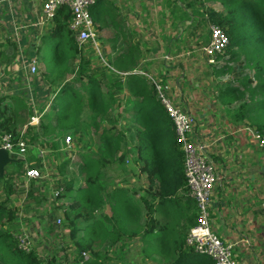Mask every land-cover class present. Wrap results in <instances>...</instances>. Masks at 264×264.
Here are the masks:
<instances>
[{
  "label": "trees",
  "instance_id": "1",
  "mask_svg": "<svg viewBox=\"0 0 264 264\" xmlns=\"http://www.w3.org/2000/svg\"><path fill=\"white\" fill-rule=\"evenodd\" d=\"M210 1L219 3L221 9L206 7ZM98 3L102 4L103 0H97L91 8L96 30L109 28L108 22L112 23L111 27H119L116 8L97 6ZM95 7L99 9L92 11ZM164 7L171 25L180 32L178 37L185 33L186 25L191 26L195 21L196 31L208 29L209 24L225 31L229 45L216 59L226 61L220 71L233 77L224 84L218 100L226 98L231 104L239 105L228 121L248 125L264 137V0H164ZM69 21L70 10L60 8L41 43L32 48L37 54L43 42L55 41L52 64H42V78L53 92L51 105L35 116L25 96H0V136L12 134L19 139V127L24 125L31 143L43 145L44 140L56 138L60 133L81 138L85 125H89L98 137V149L85 153L84 147L78 145L75 154L82 151L81 159L73 162L71 157L56 167L60 177L57 191L62 189L58 195L47 190L36 197L38 184L32 180L28 197L39 205L49 197L55 203L63 202L59 206H62L61 216L76 258L70 264H108L110 259L105 254L110 248L121 244L123 251L127 248L124 242L135 239L142 244V264L153 257L158 258L156 264H215L212 258L196 254L186 244L190 229L197 224L198 209L187 188L184 151L175 125L158 98L155 83L140 73V66H153V62L146 60L154 49H142L136 34L122 32L120 52L104 67L93 69L90 58L75 41ZM171 38L168 35L164 56L176 57L181 49L174 52ZM201 38L203 48L210 42V31ZM17 49L16 44L9 42L0 56H5L9 63L15 59ZM229 56L234 61L243 57V66H230L226 60ZM37 57L40 61V55ZM248 69L249 74L242 73ZM114 109L120 112L111 119ZM33 119L39 123L32 125ZM102 119L110 127L103 126ZM122 121L128 125L124 131L118 129ZM23 139L28 140L24 135ZM51 146L59 150L64 143L56 141ZM31 149L26 153L28 158L9 164L0 178V264H44L48 260L22 244L19 207L12 199L16 194L17 176H24L27 169H43L42 161ZM131 153L136 155V163L142 164L139 172L147 179V187L134 190V193H143L138 201L130 190L109 191L115 185L110 176L111 167L124 166ZM10 165L14 168L9 169ZM76 177L84 178V187L75 186ZM71 192L80 197L71 199ZM67 199L71 202L69 205ZM106 205L111 214L96 219L95 211ZM158 214L162 219L157 218ZM83 255L89 259L85 260ZM48 261L55 263L53 258Z\"/></svg>",
  "mask_w": 264,
  "mask_h": 264
},
{
  "label": "rangeland",
  "instance_id": "2",
  "mask_svg": "<svg viewBox=\"0 0 264 264\" xmlns=\"http://www.w3.org/2000/svg\"><path fill=\"white\" fill-rule=\"evenodd\" d=\"M145 1V0H144ZM155 4L157 3V0H153ZM194 1V0H192ZM151 2V1H150ZM164 0H159V5L156 4V6L150 7L149 10H152V13L148 12L146 10H142V14L137 17V21L135 23H130L127 21V16L120 17L119 20L120 23H118L119 28L121 31L131 34V33H138L139 41L142 44L146 42L150 49H154L152 52V55L149 56V60L153 62V66H167L166 64L173 65H182L184 66H208L206 70L204 71L200 70V74L204 73L207 77H209L210 80H215V82H210L209 86L206 88L208 95L211 96V98L215 99L220 94L221 90L224 88V84L227 82L232 81L233 75L230 74H224L220 69L225 66L226 61L224 59H216L215 64H209L208 58L203 54L202 52V45L201 43V36H204L208 34V29H202L199 28L198 31H196L195 25H197L196 21L193 25H186L185 26V33L181 36L182 39H179L180 32L177 29H174V27L171 25V22L169 20V16L165 14V10L163 9ZM107 4L110 6H106V2L103 1L102 4H99L97 6H104V7H115L113 2L108 1ZM139 5V3H138ZM135 9H138L140 6H138ZM7 6V7H6ZM156 7V8H155ZM206 7H211L216 10H220V5L217 2H206ZM116 8V7H115ZM98 7L93 8L92 11L98 10ZM157 10V12H156ZM3 12V16L1 15ZM17 9V5L15 4V0H0V42L6 38L5 35L8 32L7 23L4 17H10V23H13V33L16 36L18 33L16 31L17 28L24 26L22 19L20 17ZM117 14V11H116ZM197 17V15H195ZM149 18H154L155 20L149 21ZM163 21L164 23H162ZM199 20H197L198 22ZM108 25H112L111 22H108ZM110 25V27H111ZM107 29L105 32H107L109 35H106V33H103L102 30L99 31L97 29L98 38L96 40V45L90 42L85 48H83V54L90 58L91 65L93 69L104 67L108 60L112 57L111 50H112V39L110 33L113 31V28ZM143 27V28H142ZM111 29V30H110ZM113 29V30H112ZM23 34H25L26 29L23 28ZM20 31V33L22 32ZM116 31V30H115ZM195 34V35H193ZM168 35H170L172 38V46H175L176 48H181V53L177 55L175 61L172 63H166L164 65V62H162V57L165 55V50L167 49V39ZM106 36V37H104ZM135 36V35H133ZM118 38L115 39V46L118 49L117 52H120L121 44L123 42L122 40V34L117 36ZM143 37V38H142ZM142 38V40H141ZM135 39V40H136ZM118 41V45H116ZM159 41V42H158ZM181 41V42H180ZM54 39H50L46 42H43L40 47V52L37 53L40 55V63L39 65V73L36 76L30 77L25 76V73L22 71V75L19 76L17 74V70L19 69L20 59H12V61L9 63V66H1L0 64V82L5 79L7 82V87H1L0 89V96H20L23 95L27 99L28 106L31 107L33 110V113L35 116H38L40 114L41 110L48 109L49 106L52 103V93L49 91L48 85L45 83V81L42 78V64L44 66L51 65L53 62V58L55 56V50L53 47L54 45ZM107 47L108 49H103V47ZM143 48H145L144 45H142ZM175 49V48H174ZM27 50V49H26ZM180 50V49H179ZM3 51V50H1ZM117 52H115L117 54ZM27 56L28 54L26 52ZM36 53H32L30 56L37 57ZM223 54V53H222ZM160 59V60H159ZM169 59V58H168ZM6 57L3 56L0 57V62H6ZM227 62L230 64V66H243V57L239 59L238 61H234V57H226ZM171 61V60H169ZM18 66V68H16ZM210 66V67H209ZM51 67V66H49ZM14 68L16 69L14 71ZM201 69V68H199ZM199 69L197 71H199ZM218 71H220L218 73ZM249 69L242 72L243 74H249ZM15 72V73H14ZM240 71L238 70V74ZM16 75V76H15ZM242 75V74H241ZM209 80V81H210ZM51 90V89H50ZM113 115L111 119H114L118 112L120 110L114 109ZM33 114V116H34ZM224 121V120H223ZM38 120H35L34 123L32 121V125L38 124ZM101 123L105 127H110L108 123H106L103 119L101 120ZM128 127L126 121H122L118 129L120 130H126ZM20 135H24L28 145L30 148L34 149L36 157L40 160L39 154H38V148H45L47 151V160H46V168L44 171V177L37 181L38 186H36V190H38V193L36 197H41L44 191L49 190L50 194H54L57 190V182L54 178L58 176L56 170V167L61 164L63 160L73 158V162L78 161L81 159L80 153L82 154V151L85 153L87 152H96L98 149V137L94 134V131L89 125H85L83 133H81V138L78 136H75L74 134L71 136L73 140V146L70 149V152H63L62 147L59 150H54L51 146L52 142L60 141L64 143L65 147V139L68 135L60 133L56 136V138H49L47 140L40 142L37 145H33L31 143L28 132L26 130V127L24 125H21L19 127ZM66 135V136H65ZM65 136V139H64ZM129 136V133H127V137ZM55 139V141H53ZM81 139V140H80ZM81 141V142H80ZM78 145H81L84 147L78 155L75 153L78 152ZM133 145V144H132ZM131 145V146H132ZM35 146V147H34ZM37 148V149H36ZM31 149V150H32ZM131 150H129L130 152ZM259 155L261 154L262 158V152L259 150ZM25 157L28 158V155L24 156L23 158H17L20 160H25ZM136 155L134 153H131V155L127 158L125 165L120 166L116 165L111 167L110 170V176L113 177L115 180V185L110 187L109 191H113L114 189L118 188H124L127 190L132 191V195L135 200H139V198L143 195L142 192H136L134 193V190L141 189L144 187H147V179L146 176L141 174L139 172L142 164H137L135 161ZM137 159V157H136ZM24 165V164H23ZM16 166V165H14ZM14 168L11 165L8 167ZM8 169V170H9ZM74 170V167H73ZM72 170V171H73ZM77 184L76 187H84V178L83 177H76ZM15 196L12 197L15 204L19 207V222L22 225L23 234L26 235L27 240L30 244V247L34 249L36 252L39 253V255L43 259H54L56 263L58 264H70L71 262L75 261V252H74V246L73 243L69 237V230L64 225V219L61 216L62 206H60L63 202H56L52 198H47L48 201L46 203H43L42 205L37 204L34 200L30 199L28 197V192L30 190V184L31 182H27V179L24 178V176H17L15 178ZM48 196V195H47ZM69 197L71 199H78L80 195L76 192H71L69 194ZM66 203L68 205L71 203L68 199L66 200ZM212 211V209H211ZM105 214L108 216L111 214V211L109 209V206H105L103 209L95 211L94 215L96 219H101ZM157 218L162 219V215L158 214ZM58 219H61V225L58 223ZM213 221L211 217V222ZM106 225V224H105ZM92 226V223H91ZM107 226V225H106ZM93 227V226H92ZM82 228V225H81ZM221 228H218V232L221 231ZM214 230V228H213ZM215 231V230H214ZM216 232V231H215ZM220 234V232H219ZM124 244L127 246V248L123 249L121 251L120 245L118 244L115 247L110 248V250L107 252L106 257H108V261L110 263L108 264H142V256L144 253L141 249L142 244L139 239H135L133 241H125ZM100 249V248H99ZM258 251H260L258 249ZM257 251V252H258ZM235 255L238 254L239 260L237 258V261L242 262V259H244V254L239 253L238 251L234 252ZM254 258L251 256L250 261H252ZM158 262V258L153 257L151 260L148 259L145 264H156ZM242 264V263H241ZM244 264H255V262H245ZM262 264V263H259Z\"/></svg>",
  "mask_w": 264,
  "mask_h": 264
},
{
  "label": "crops",
  "instance_id": "3",
  "mask_svg": "<svg viewBox=\"0 0 264 264\" xmlns=\"http://www.w3.org/2000/svg\"><path fill=\"white\" fill-rule=\"evenodd\" d=\"M103 1L106 2V6H110L107 4L108 1L113 2L117 11V19L127 16L126 19L130 23L137 21L142 10L148 9L147 11L152 13V10H149L150 7L159 5V0L156 4L153 0ZM15 4L18 9L17 14L20 15L26 31L23 34L21 30L22 32L19 31L15 36L13 33L14 22L10 23L11 18L5 16L8 32L4 37L6 39L0 42V53L6 51L8 43L12 42L16 44L17 48H25L28 54H34L32 48L41 43L49 26L39 31L29 29L28 25L33 20L42 17L43 0H15ZM137 5L140 7L135 9ZM164 10L168 15V10ZM1 15L3 16V12ZM148 20L156 21L154 18ZM117 22L120 23L119 20ZM110 28L114 29V32L110 33L113 38L111 50L113 58L115 52L118 51L114 43L115 39L123 31L119 27L112 26ZM107 29L109 28L103 29L102 32L109 35L105 32ZM132 34L139 36L138 33ZM179 39H182L181 36ZM137 41H139L138 38ZM116 45H118V41ZM143 45L151 50L146 42ZM103 49L108 48L105 46ZM179 49L181 48L175 47L174 52ZM11 55H8V58H11ZM9 63L0 62L1 66H9ZM166 65L140 66V72H145V75L150 78H158L167 86L168 93L174 98L175 104L180 105L195 117L197 122L195 134L206 144V147L211 148L208 156L216 164L219 176L211 202L212 227L222 239L237 245L235 251L244 254V259L242 262L239 261V264L245 262L264 264V223L260 220V208L264 199V159L261 154L259 155V148L253 138V129L248 125H236L228 121V117L232 116L234 109L239 105L231 104L226 98H223L224 101L218 100L220 94L216 99L208 95L206 88L210 82H215V80H210L204 73L202 75L199 73L200 70H206L208 66ZM198 69L199 71H197ZM47 87L49 88V86ZM49 91H51L50 88ZM218 228H221L220 234ZM251 256L254 258L252 261H250ZM237 258L239 260L238 254Z\"/></svg>",
  "mask_w": 264,
  "mask_h": 264
},
{
  "label": "built area",
  "instance_id": "4",
  "mask_svg": "<svg viewBox=\"0 0 264 264\" xmlns=\"http://www.w3.org/2000/svg\"><path fill=\"white\" fill-rule=\"evenodd\" d=\"M96 3L97 0H43L42 17L33 20V22L28 25V28L39 31L43 30L45 27L50 26L56 12L60 8L66 7L71 12L69 29L74 35L79 48H85L90 42L96 45L98 33L91 16V8L95 6ZM23 28L24 26H21L17 28L16 31L19 32L23 30ZM208 30L211 34L210 42L201 50L208 58L209 64H215L217 54L224 53L229 45V39L225 31L218 25L209 24ZM25 53V48H18L16 58L17 60L20 59V63H18L19 69L17 70V74L20 76L23 71L26 76H36L39 73L38 60L36 57L30 55L26 56ZM176 57L164 56L161 61L170 63L175 61ZM140 73L145 75V72ZM150 79L155 83L158 90V98L175 125L176 134L179 142L182 144L185 155L184 168L187 188L191 197L197 204V224L190 229L186 244L188 247L192 248L196 254L212 258L215 264H239L234 254L237 245L222 239L212 227L211 202L219 176L216 164L208 156L211 148L206 147V144L195 134L197 125L195 117L180 105L175 104L174 98L168 93L167 86L162 85L161 80L158 78ZM0 86L6 88L7 82L5 80L0 82ZM1 87L0 89H2ZM35 120L38 119H33V123ZM253 138L257 147L262 152L264 159V137L254 132ZM73 140L71 136H67L64 141L65 147H63L62 150L70 152V149L74 145ZM0 149L6 150L12 158L21 159L26 155L30 147L23 139V135H20V138L17 139L12 134H5L0 136ZM37 151L44 166L41 170L27 169L24 175L27 182H31L32 180L37 182L45 176L43 170L46 168L47 151L45 148H38ZM54 179L59 181L60 177L56 176ZM60 191H62V189H60ZM59 192L56 190L55 194L58 195ZM260 220H264V199L260 208ZM58 223L61 225V219H58ZM20 240L23 245L27 244L30 246L25 234L20 237ZM83 257L85 260L89 259L88 255H83ZM44 264L53 263L46 260ZM54 264L58 263L55 262Z\"/></svg>",
  "mask_w": 264,
  "mask_h": 264
},
{
  "label": "water",
  "instance_id": "5",
  "mask_svg": "<svg viewBox=\"0 0 264 264\" xmlns=\"http://www.w3.org/2000/svg\"><path fill=\"white\" fill-rule=\"evenodd\" d=\"M19 161L18 159L10 157L9 153L0 149V178H3L5 175V169L9 164Z\"/></svg>",
  "mask_w": 264,
  "mask_h": 264
}]
</instances>
